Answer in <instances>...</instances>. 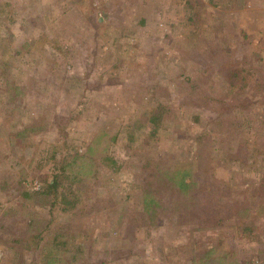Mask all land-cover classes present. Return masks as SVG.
Returning a JSON list of instances; mask_svg holds the SVG:
<instances>
[{"label":"rangeland","instance_id":"obj_1","mask_svg":"<svg viewBox=\"0 0 264 264\" xmlns=\"http://www.w3.org/2000/svg\"><path fill=\"white\" fill-rule=\"evenodd\" d=\"M157 106L167 121L152 130ZM102 131L115 165L93 161L78 205L18 209ZM147 162L193 182L148 198ZM262 182L264 0H0V264H45L52 237L36 250L11 244L30 209L73 236L66 264H196L202 252L219 264L209 252L219 242L224 264H264ZM6 211L16 215L8 225Z\"/></svg>","mask_w":264,"mask_h":264},{"label":"trees","instance_id":"obj_2","mask_svg":"<svg viewBox=\"0 0 264 264\" xmlns=\"http://www.w3.org/2000/svg\"><path fill=\"white\" fill-rule=\"evenodd\" d=\"M238 75L239 76L242 75L241 70L232 71L229 74L230 80L231 81L233 80L231 82L232 84L233 83L236 84L234 80H236ZM245 81L246 80L243 79V82ZM244 86L245 85H243V87ZM164 113L165 114L168 113L167 108L162 106L155 107L154 109L148 111L147 113L148 117L145 123L146 124L148 123V125L151 127L152 130H156V129L159 130V128H161V125L162 124L165 125L167 121L164 118ZM28 130L29 128L23 129L20 132L21 137H24L27 134H28L27 136L29 137L30 135ZM105 134L106 133L103 131L97 133L96 135H94L93 139L88 144L86 150L83 153H74L69 157H66L67 159L65 158L61 160L59 163H57V165L55 166V172L50 176V178H48V180L46 179L44 182L46 184V189L43 192L42 191L32 192V194L22 193L21 198H25L23 199L25 202H21L24 205L18 206V209L22 211L26 209V207L28 206L27 203L32 202L33 204H30L31 205L30 208L36 205L40 208L48 207L49 211H51L50 216H52L57 208H60V211L66 214L69 210L73 208L74 205H78L80 202V196L84 195L82 189L83 182L85 180H89L90 178H93V174L90 173L91 171L89 169L92 166L93 161H96L97 159L100 158L101 161L100 160L99 161L100 163L102 162L101 163L102 165L103 164H105L106 166L115 165L113 159L108 155L109 146L114 141V138L112 137L108 138L107 135ZM154 134L155 133L151 132L149 135H151L150 137H153ZM150 165L151 163L147 162L143 169L144 177L146 180L142 187H143V191L146 192L147 194L145 196L148 198L150 197L158 198L159 196L169 197L167 195L172 194V192H174L175 195L179 196L181 193H185L186 189L193 182V174L191 172L190 174L185 171L182 172L181 170H179L180 168L178 169L176 166L168 167L170 165L169 164L167 165V163H160L156 167L154 166L150 167ZM95 169H97V165H95L94 170ZM94 174L95 175L97 174V170L95 171ZM43 178L45 179V177ZM16 184L17 185L20 184V181L18 180ZM153 185H159L158 189L156 190V187H154ZM154 190H156V193H152L154 192ZM258 192L264 196V182H262L259 185ZM161 193L163 195H161ZM155 205H156L155 203H148L143 205L142 208L143 215L148 222L155 219V215L157 213V209L155 208L157 205L156 206ZM161 208L166 210L168 213L171 210L168 209L166 205L162 206ZM259 209L263 211L264 206L260 207ZM30 210H29L30 212L28 213L29 218H27L29 221L27 223V226L21 233L22 236L21 239L15 237L11 240V244L17 246L22 242L23 244H27L25 250H28L31 247L33 250H36L37 247L40 245V242L44 238L47 237L48 239V237H52V241L49 244L45 245V252H44V260L46 261L45 264H52L50 261L51 258L55 264H66V260L63 259L61 255L65 252L71 253L69 245L71 241L74 239L73 236L69 234L64 235L61 230L62 227H60L58 230L51 229L50 231L49 229L50 227L48 224L50 220L45 223L44 220H42L41 217L37 214V211H35L36 209H34V212L32 211V209ZM207 211L209 212L208 209ZM243 211L246 213L247 218L251 216L249 214L250 212L249 209H243ZM198 214H199V210H197L196 208V214L192 215L191 219H194L196 217L197 221L200 222L201 219ZM5 215L6 218L3 220L5 221L6 225H8L9 222H11L16 218V215L13 212L6 211ZM237 216L240 217L241 215L238 214ZM252 219L253 218L247 220H252ZM6 225L4 224L3 226H1V229L7 232V234H12L14 232L13 228ZM46 230L49 235H47ZM244 230L249 231L248 227H245ZM31 239H34L33 245L28 244V241ZM209 252H212L216 256L215 259L219 264H224V262L227 260V254L225 250L221 247L220 242H219V247L216 248V250L210 249ZM203 254L204 252L200 253L201 260L198 259L197 255L195 256V259L199 260L196 264H206V262L202 260ZM16 263L23 264L21 255L17 259ZM29 264H37V263L32 261Z\"/></svg>","mask_w":264,"mask_h":264},{"label":"crops","instance_id":"obj_3","mask_svg":"<svg viewBox=\"0 0 264 264\" xmlns=\"http://www.w3.org/2000/svg\"><path fill=\"white\" fill-rule=\"evenodd\" d=\"M82 250V249H81ZM114 252V251H113ZM119 252L117 251L115 254H118Z\"/></svg>","mask_w":264,"mask_h":264}]
</instances>
